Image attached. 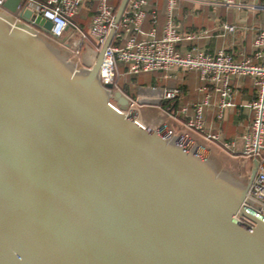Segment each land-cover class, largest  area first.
Here are the masks:
<instances>
[{
	"label": "water",
	"instance_id": "1",
	"mask_svg": "<svg viewBox=\"0 0 264 264\" xmlns=\"http://www.w3.org/2000/svg\"><path fill=\"white\" fill-rule=\"evenodd\" d=\"M130 0H122L118 25ZM22 0L0 9V264H264V206L245 178L49 39Z\"/></svg>",
	"mask_w": 264,
	"mask_h": 264
},
{
	"label": "built area",
	"instance_id": "2",
	"mask_svg": "<svg viewBox=\"0 0 264 264\" xmlns=\"http://www.w3.org/2000/svg\"><path fill=\"white\" fill-rule=\"evenodd\" d=\"M6 1L0 0V9L3 11ZM114 1L22 0L14 16L20 20L19 14L30 10L35 16H41L51 22L52 27L45 35L79 57L81 47L84 45L93 44L91 48L99 52L111 29L115 27L113 40L105 51L99 71L103 86L113 84L119 89L117 82L121 76L120 65L127 67L128 73L132 76L163 72L164 78L170 79L177 70L198 73L199 91L203 98L200 102L182 108L185 117L179 123L187 134L200 136L234 159H245L250 165L257 160L258 167L248 197L264 206V25L254 36L252 56L236 59L225 47L216 53L198 47L181 51L180 44L191 41L196 36L185 35L181 25L176 21L177 11L182 2L209 6L214 10L221 8L240 10L247 7L262 12L264 4L252 5L249 0H165L166 20L159 35L155 11L150 14L152 27L148 31L144 30L152 0H130L118 25H115L117 10ZM93 2H96V8L87 35L73 23V18L80 14L85 5ZM221 30L222 36L226 37L228 34H235L238 27L223 23ZM204 34L201 33L199 36ZM241 78H250L253 81L257 97L246 105L252 112V122L242 136V150L237 151L230 144L222 142L219 135L206 131L204 110L210 106L213 94L218 96L219 117L223 116L224 111L233 108L236 96L233 81ZM180 93L181 90L178 88L165 89L163 100H175ZM130 101V108L126 112L147 106L135 100ZM187 134L182 136L189 138Z\"/></svg>",
	"mask_w": 264,
	"mask_h": 264
},
{
	"label": "crops",
	"instance_id": "3",
	"mask_svg": "<svg viewBox=\"0 0 264 264\" xmlns=\"http://www.w3.org/2000/svg\"><path fill=\"white\" fill-rule=\"evenodd\" d=\"M249 3L263 5L264 0H249ZM153 11L157 13V30L160 35L166 20V1H151L149 17L144 25L145 31L150 30L152 27L150 14ZM176 21L181 25L182 32L185 35L196 36L193 40L180 44L179 49L181 51L198 47L216 53L220 48L225 47L227 52L236 59H241L253 54V39L257 31L264 25V12L247 7L240 10L226 8L214 10L209 6L182 2L177 11ZM223 23L234 24L238 27V30L235 34H228L223 37L221 30ZM201 33L205 34L199 36ZM91 46L94 45L91 44ZM91 63L89 60L84 59L83 65L88 67ZM119 70L121 76L118 82L123 81L129 91V93L126 91H123V93L131 100L154 107L157 111L156 119L149 120L140 117L141 115L136 110L138 122L152 129L165 126L166 130L173 134L184 135L188 133L179 121L184 120L185 117L182 113L183 107L200 102L203 98V94L199 91L198 73L177 70L172 78L165 79L163 72L132 76L128 73L127 67L120 65ZM144 76H150L151 78L142 81L141 78ZM233 85L236 92L235 106L224 111L223 116L219 117L218 96L213 94L210 106L204 110V117L208 133L219 135L222 142L228 143L234 149L240 151L243 147L242 136L252 122V112L246 108V105L256 99L257 95L256 88L250 78L235 79ZM169 88L181 90L180 95L175 100H163V92ZM190 114L192 115V112ZM192 137H194L195 142L205 146L211 155H213V150L223 153L217 146L205 141L200 136L192 134ZM247 164L249 163L247 162Z\"/></svg>",
	"mask_w": 264,
	"mask_h": 264
},
{
	"label": "rangeland",
	"instance_id": "4",
	"mask_svg": "<svg viewBox=\"0 0 264 264\" xmlns=\"http://www.w3.org/2000/svg\"><path fill=\"white\" fill-rule=\"evenodd\" d=\"M122 0H120L121 3ZM119 8V6H118ZM118 10V9H117ZM80 54L81 56H76L73 52H71V54L69 55L70 59L75 61L79 67H83V62L84 59L85 60H89L90 62H92L90 65H92L98 56V52L95 51L94 49H92L90 46H83L81 47L80 50ZM93 57V58H92ZM160 75V74H159ZM158 75V76H159ZM150 76H144L141 78L142 81H146L148 79H150ZM117 86L119 88V90H121L123 92V87H125V85L123 84V81H119L117 82ZM146 90V89H144ZM139 115H141L140 117H145L148 118L149 120H154L156 119L155 115H157V111L154 107L151 106H144L141 108H137ZM189 136V139L193 142H195L194 137H192V134H187ZM213 156L214 158H216L218 160V166L219 169L222 170H227L233 174L239 175L241 177H245L248 178L250 177V173L251 170L247 164V160L245 159H234L232 157H230L229 155L225 154L224 152H220L217 150H213Z\"/></svg>",
	"mask_w": 264,
	"mask_h": 264
},
{
	"label": "trees",
	"instance_id": "5",
	"mask_svg": "<svg viewBox=\"0 0 264 264\" xmlns=\"http://www.w3.org/2000/svg\"><path fill=\"white\" fill-rule=\"evenodd\" d=\"M119 5H120V0H115L114 6L116 10L118 9ZM95 8H96V2L87 4L82 8L80 14L76 16L75 18H73V23L77 25L78 27H80V29L87 35L89 34V23L92 18V15L95 12ZM147 74H150V73H147ZM122 90L129 93L126 87H123Z\"/></svg>",
	"mask_w": 264,
	"mask_h": 264
},
{
	"label": "flooded vegetation",
	"instance_id": "6",
	"mask_svg": "<svg viewBox=\"0 0 264 264\" xmlns=\"http://www.w3.org/2000/svg\"><path fill=\"white\" fill-rule=\"evenodd\" d=\"M249 165V167H251V165L250 164H248Z\"/></svg>",
	"mask_w": 264,
	"mask_h": 264
},
{
	"label": "bare ground",
	"instance_id": "7",
	"mask_svg": "<svg viewBox=\"0 0 264 264\" xmlns=\"http://www.w3.org/2000/svg\"><path fill=\"white\" fill-rule=\"evenodd\" d=\"M93 58V57H92ZM130 108V107H129Z\"/></svg>",
	"mask_w": 264,
	"mask_h": 264
}]
</instances>
